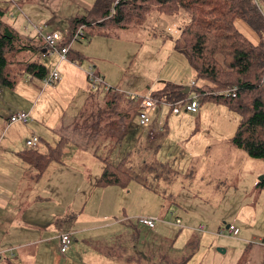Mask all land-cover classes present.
<instances>
[{"label": "crops", "instance_id": "1", "mask_svg": "<svg viewBox=\"0 0 264 264\" xmlns=\"http://www.w3.org/2000/svg\"><path fill=\"white\" fill-rule=\"evenodd\" d=\"M16 1L18 3L20 0ZM20 2L17 6L19 10L11 11L12 19L8 17L20 36V42L27 47L43 45L33 58L46 67L50 64L49 72L58 66L62 79L54 87L44 88L41 79L27 75L21 82L25 97L20 98L19 103H16L15 96L3 98L0 93V102L4 103V107L0 109V259L2 255H8L3 264L8 261L16 264H134L136 257L139 256L135 254V249L138 250L142 244L139 241L140 227H144L152 235L171 229L166 227L162 229L157 225L155 228H149L138 222L136 219L138 216L135 217L137 222H132L137 211L128 210L124 195L135 196L137 200H141L146 199L147 195L154 194L150 197L151 203L160 205L156 199L158 191L142 184L144 178L138 169L149 167L147 161L150 159L141 160V150L145 149L147 157L146 152L156 148L157 153H151L148 157L152 158L155 155L158 166L165 169L167 162L160 156L166 149V138L173 128L183 127L187 120L195 130L189 134L193 138V143L184 144L187 159L190 160V163L187 160L185 164L186 181L189 178L194 180L201 178L202 182L209 180L213 183H234L235 181L252 182L253 186L256 185L257 176L264 174V163H261L262 159L250 157L243 149L231 142L237 120L232 121L227 118V113L223 111V109L227 110L224 104L207 102L203 106L200 102L196 112L183 108L191 114H184L179 110L180 112L176 113L178 115L174 116L163 112L165 105L159 106L152 112V122L148 126L140 124L138 115L133 119L132 112L136 108L135 113L138 114L140 106L138 99L127 96L129 92L144 95L150 88L155 89L159 81H171L186 86H191L192 82L197 81L192 69L187 70L183 66V61L174 56L175 53L181 52L175 48L177 36L173 37L169 32L174 27L181 28L182 22L188 21L185 13L178 18L161 13L153 17L158 32L166 35H162L164 45L169 42L170 52L167 59L169 62L170 60L175 62L171 68L166 69L165 64L150 82L124 88L110 85L107 74H103L97 66L99 62L94 63L92 60L89 66L94 68L103 79V83L94 91L101 90V93L98 92L97 95L90 97V93L89 96L87 93L92 92L93 88L87 74L89 67L81 62L86 54L74 51L73 44L68 59L61 61L57 53H49L45 41L39 37L35 28L44 24L45 31L48 32L71 31L73 19L87 15L95 2L92 6L89 4L87 13L72 15L67 20V24L57 22L58 12L50 0ZM0 4L9 10L4 0L0 1ZM110 28L113 27L99 25L97 28H91L90 36H104L109 34ZM244 28L250 32L246 26ZM156 34L153 33V37H157ZM259 40L251 41L256 44ZM18 86L16 83L8 94L14 93ZM66 89H70V92L68 93ZM64 91L66 96L62 94ZM114 91H118L124 97L115 96ZM19 110L31 113L30 122L9 124L10 115ZM137 120L140 125L138 128L135 127L134 122ZM231 122L232 125L228 124ZM209 124H215L213 128H216V131L213 135L208 132ZM131 129L136 131L133 149L124 142V137ZM201 130L206 131L207 134L200 132ZM81 131H90L86 132L89 133L90 139L86 138L87 134H79ZM91 131L94 133L91 134ZM73 133L79 134L80 138L72 137ZM204 134L207 135L208 140ZM35 136L39 137L38 146L44 143L40 149L36 148L40 152H46L49 147L56 146L65 139L64 155L67 154L69 157H63L61 162L50 163L47 172L39 175L36 165L28 157L33 147H28L27 142ZM101 145L107 148L112 145V150L121 148L120 157L116 161L112 160L115 163L110 161L112 164H120V162L124 164L125 159L130 160L133 154L130 173L134 178L131 183L134 187L138 186L137 192L117 185L107 187L97 185L106 167V162L98 157ZM136 154L137 162H135ZM165 174L164 171L157 175L161 177L155 179L159 183V189L166 182ZM177 174L180 175L181 171ZM144 177L147 176L144 174ZM180 185L176 183L171 185V189L162 188V193L167 195V190L171 192L179 190ZM140 187L144 192L139 191ZM99 188L103 191L92 199L94 192ZM208 191L211 192L210 189ZM148 210L152 211L150 215H162L159 216L162 218L168 217L167 214L171 213L172 208H166L167 212H163L162 208L158 211L156 208ZM125 211L130 213L128 217L116 216ZM186 220L193 222L190 216L186 217ZM62 231L73 233V242L66 254H62L59 250L58 236ZM126 233L129 235L135 233L134 238L137 240L124 241L123 236ZM88 247L92 249L90 255L86 251ZM31 248L35 249L33 255L30 254Z\"/></svg>", "mask_w": 264, "mask_h": 264}, {"label": "rangeland", "instance_id": "2", "mask_svg": "<svg viewBox=\"0 0 264 264\" xmlns=\"http://www.w3.org/2000/svg\"><path fill=\"white\" fill-rule=\"evenodd\" d=\"M20 1L17 3L16 0H4V3H7L9 6V18L11 17L12 19L11 11L13 9L19 10L17 6L21 3ZM95 1L96 0H50V3L57 9L59 18L57 22L67 24V20L72 15L75 16L77 14L87 13L90 8L89 4L92 6ZM158 13V9L153 8L144 18L133 20L125 27L110 28L108 29L109 34H104V36H90L89 31L91 27H86V37L82 41H77L74 44L73 50L86 54V57H84L85 59L81 60L82 64H86V67H90L89 65L92 60L94 63L99 62L97 63L98 68L101 69L103 74H107V81L112 86L129 88L131 85L150 82L152 77L160 72L165 64L167 69L171 68L175 63L174 60H170L169 62V59H167L170 52L168 48L169 42L167 41L164 45L162 35L165 34L159 33L157 25L153 22V17H156ZM186 17L189 19L186 23H189L191 19L187 15ZM183 24L184 23H182L181 26H183ZM235 24L240 30H245L241 31L254 42L260 39L258 32L244 19L240 17L236 18ZM42 25L44 27V24ZM244 26H246L250 32L246 31ZM175 29H178V27H174L169 31L172 33L173 37H176L174 33ZM153 33H157V37H153ZM174 56L179 57V59L183 61V66H185L187 70L191 68L196 74L195 69L190 65L184 54L175 53ZM86 58H88V60ZM50 67L51 65L47 64V68ZM181 68L182 66L179 67V69ZM25 77V74H20L18 76L17 84L19 86L12 94H8V92L11 91L10 88L3 87L0 89L3 98L6 96H15L17 99L16 103H19L20 98L23 99L25 97L23 96V89L21 88V82ZM66 90L68 93L70 92V89ZM92 90V92L88 91L87 93L88 96L90 93V97L97 95L98 92L101 91L97 90V92H94L96 90ZM62 94L66 96L65 91L62 92ZM57 98L59 99L60 97L57 96ZM1 102L0 109L4 107V103ZM202 104L204 106L207 102H202ZM224 105L227 107V110L223 109V111L227 113V118L232 121L234 119L237 120V129L240 115L230 110L226 104ZM183 108L180 109L182 113L191 114V112H187ZM135 111H137L136 108L132 112V115H134L133 119H136L138 115ZM163 112L171 116L178 115L176 114L177 112H174L171 105H165ZM134 122L136 123L135 127L138 128L140 126L138 120ZM228 124L232 125V122ZM213 127H215V124L208 125V128H210L208 132L211 135L216 131V128ZM192 130L195 129L190 126L187 120L183 127L178 129L177 127L173 128V131L166 138V149L160 156L167 162L165 169H162L160 165V167L158 166L155 155H153L152 158L148 157L149 154L157 151L155 150L156 148L146 152L147 157L145 156V149L142 148L141 150V160L150 159L148 161L146 160L149 163V167L138 169L144 178L142 184L152 190L158 191L156 199L160 205L157 206L151 203L150 197H153L154 194L147 195L146 199L141 200H137L135 196H128L125 194L124 202L128 204V210L137 211L132 222H135L139 216L156 217L163 220L157 223V227H162V229L166 227L171 229V231H161L159 234L152 235L149 234V231H146L144 227H140L141 235H139V241L142 244L138 250L135 249V254H139V256L136 257V262L134 264H264V179L261 178L264 174L257 176L255 186L252 185V182L237 183L234 181V183H213L209 180L202 182L201 178H196L195 180L189 178L188 181H186L184 173H186L185 164L188 159L184 144L191 145L193 143V138L189 135ZM86 132L90 131H81L79 134H87L85 135L86 138L90 139L89 133ZM200 132L206 133V131L203 130ZM92 133L94 132L91 131V134ZM135 133L136 131L131 129L124 137L126 146L132 149L135 142ZM79 134L76 135L73 133L72 137L80 138ZM206 134H204V137L208 140ZM41 146H44V143H40L39 146L36 145L34 147L40 149ZM99 148L98 157L102 158L107 164L110 161H116L117 158L120 157L121 148L112 150V145L108 148L101 145ZM126 155L127 154H125V156ZM65 156L66 158L69 157L67 154L64 155V158ZM136 158L137 154L135 155V162H137ZM261 161V163H264L263 159ZM132 163L133 154L130 160L125 159L124 164L122 163V168L131 172L130 166ZM188 163H190V160H188ZM164 171L166 172L164 176L166 182L162 184V188L171 189L172 184L179 183L181 184L179 190L176 189L172 192L167 190V195L162 193V188L159 189V183H157L155 179L161 177L157 175ZM180 171L181 174L178 175L177 172ZM144 174L147 177H144ZM183 181L184 184H182ZM136 187L138 186L136 185L134 187L130 182L128 186L124 188H127L126 190L130 189L132 192H137L138 190ZM140 189L139 191L144 192L143 188L140 187ZM208 189H210L211 192H209ZM101 191H103L102 188L96 190L92 199L96 195H99ZM165 205L166 208H172L174 213L171 211V213L167 214L168 217L162 218L159 217L162 216L159 215V212H157L159 216L150 215L152 211L148 209L153 208H156V211L162 208L163 212H167L166 208H164ZM139 206H141V208H139ZM124 215L128 217L130 213L125 211L116 216L122 218ZM175 216L182 218V227L172 223L174 222ZM188 216L193 220V222L189 221L190 224H188L189 222L186 220ZM135 217L137 218L135 219ZM200 224L206 225L207 229L205 231L197 230ZM229 224L238 226V232L231 235L228 234L227 225ZM221 231H225V233L221 234ZM135 235V233L132 235L126 233L123 239L124 241L137 240L134 238ZM135 244H137V242H135ZM31 250L30 254H35V249L31 248ZM86 251L88 255H90L92 249L88 247ZM6 257H8V255H2L0 264L6 261Z\"/></svg>", "mask_w": 264, "mask_h": 264}, {"label": "trees", "instance_id": "3", "mask_svg": "<svg viewBox=\"0 0 264 264\" xmlns=\"http://www.w3.org/2000/svg\"><path fill=\"white\" fill-rule=\"evenodd\" d=\"M258 1L97 0L87 15L73 19L70 32L82 25L84 29L99 25L125 27L133 20L144 18L153 8L174 18L185 13L191 20L182 22L175 48L195 69L197 81L190 86V93H185L186 85L159 81L153 97L159 102L176 103L196 96L201 103L226 104L240 115L231 142L250 157L264 160V0ZM8 17V8L0 4V89L13 88L20 74L42 79L49 73L46 65L33 58L43 45L27 47L20 42ZM238 17L258 32L259 43H253L238 29L235 24ZM114 95L124 97L118 91ZM137 102L140 106L141 100ZM64 146L65 139L46 152L33 147L28 157L39 175L47 172L50 163L63 160ZM133 178L122 168V162H109L97 185L127 187Z\"/></svg>", "mask_w": 264, "mask_h": 264}, {"label": "built area", "instance_id": "4", "mask_svg": "<svg viewBox=\"0 0 264 264\" xmlns=\"http://www.w3.org/2000/svg\"><path fill=\"white\" fill-rule=\"evenodd\" d=\"M256 2H259L256 0ZM189 21V19H188ZM37 33L45 41L46 48L48 49L49 53H57L62 60L68 59V54L73 44L77 41H80L82 38L85 37V29L84 26H79L77 30L73 33L70 31H45L43 26H39L35 28ZM181 32V28L175 29L174 33L178 36ZM68 41L67 44H62L64 41ZM88 78L91 82L92 88H97L101 83H103V79L95 72L92 66L89 67L87 70ZM62 79L61 73L59 71V67L56 66L53 68L47 76L42 78V83L44 88L46 87H54L60 80ZM192 85H195L193 83ZM153 88H150L148 92L144 95H140L137 92H129L127 96L140 99V111L138 113V120L142 126H148L152 122V112L156 110L159 106L164 105H171L174 112L179 111L181 108H185L188 111L196 112L200 106V101L193 96L192 99L188 101L180 100L176 103H168V102H159L157 99L153 97ZM32 119V115L29 111L19 110L13 112L9 117V124L12 123H28ZM28 145L34 147L39 143V137L35 136L32 139L28 140ZM159 221H163L162 219H158L156 217L151 216H139L138 222L142 225H145L149 228H155ZM173 224L182 227L183 222L182 219L178 216H175ZM207 229L206 225L200 224L197 227L199 231H205ZM239 228L234 224H229L227 226L228 234L237 233ZM221 234H224L225 231H221ZM59 250L62 254H66L69 252L71 244L73 242V233L70 231H62L59 236Z\"/></svg>", "mask_w": 264, "mask_h": 264}, {"label": "water", "instance_id": "5", "mask_svg": "<svg viewBox=\"0 0 264 264\" xmlns=\"http://www.w3.org/2000/svg\"><path fill=\"white\" fill-rule=\"evenodd\" d=\"M185 93H190V86H186ZM261 178L264 179V176H262ZM227 226H229V225H227Z\"/></svg>", "mask_w": 264, "mask_h": 264}]
</instances>
